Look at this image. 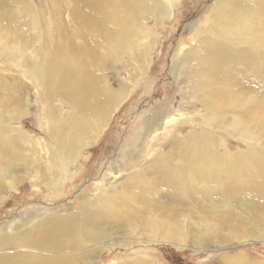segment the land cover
<instances>
[{
    "label": "bare ground",
    "instance_id": "bare-ground-1",
    "mask_svg": "<svg viewBox=\"0 0 264 264\" xmlns=\"http://www.w3.org/2000/svg\"><path fill=\"white\" fill-rule=\"evenodd\" d=\"M6 2L0 0V59L33 69L51 143L44 154L32 153L28 136L10 127L30 114V103L21 94L25 82L6 84L0 75V203L4 193L24 182L50 191L60 190L74 177L70 170L84 151L96 146L130 94L123 86L115 90L104 68L114 65L135 41V22L147 23L166 11L162 0H69L74 30L55 32L61 40L55 41V51L43 64L37 50L28 49L38 24H32L31 37L24 30L17 37L16 20L2 12ZM210 9L215 11L213 22L203 19L210 24L208 30L197 22L191 25L196 45L185 58L193 65L192 98L204 110L200 128L176 137L167 154H156L149 167L121 187L106 184L72 213L32 211L20 222L5 221L0 228V264L92 263L104 252L139 244L134 238L139 229L152 233L147 236L150 244L176 247L180 241L163 232L190 227L197 247L206 242L201 233L215 228L228 230L242 244L264 241V0H215ZM11 36L16 37L13 45ZM78 39L83 44H77ZM37 48H43L40 35ZM234 66L255 85L246 86ZM12 89L21 94L13 101L15 110L3 96ZM57 98L72 104L75 113L69 122L63 118L50 128ZM167 119V109L156 112L143 130L169 132ZM224 137L241 140L248 149L223 155ZM196 205L203 212L196 223H188ZM241 231L245 234L239 236ZM244 255H231L223 264H258ZM126 264L144 263L138 256Z\"/></svg>",
    "mask_w": 264,
    "mask_h": 264
},
{
    "label": "rangeland",
    "instance_id": "rangeland-1",
    "mask_svg": "<svg viewBox=\"0 0 264 264\" xmlns=\"http://www.w3.org/2000/svg\"><path fill=\"white\" fill-rule=\"evenodd\" d=\"M68 1L19 0L13 3V0H7L2 10L5 18L16 20L15 25L19 28L17 37L23 30L31 37L32 24H38L37 37L32 39L28 49L37 50L43 64L55 51V41L61 40V36H55V32L61 28L74 30L71 15L73 4L70 5ZM214 2L215 0H162L163 6L166 7L164 13L152 16L147 23L135 22V41L114 65L104 68L109 81L114 79L115 90H121L123 87L130 89L128 99L118 107L96 146L81 154L78 163L70 170L74 177L60 190L48 191L43 185L35 186L27 181L15 190L4 193L5 198L0 203V228L5 227L7 220L20 222L32 211L48 215L54 212L72 213L85 200L94 199L98 190L106 184L111 189L121 187L137 172L149 167L156 154H167L176 137L185 136L192 129L196 131L200 128L198 123H201L204 110L196 99L192 98V83L189 78L193 65H188L185 58L186 53L196 45L191 38V25L197 22L204 31L208 30V23H212L215 18V11L210 9ZM206 18L209 22L203 24V19ZM39 35L43 40L42 49H36ZM15 40L16 37L11 36L9 44H15ZM76 42L83 44L82 39ZM32 71L33 69H22L0 59L2 80L6 84L25 82L26 87L21 94L22 98L26 96L30 103V114L20 122L11 123L10 127L28 136V141L31 140L28 142L29 151L36 153L38 150V153L44 154V149L51 142L46 133V122L41 115V89L38 90ZM233 72L237 74V67L234 66ZM246 75L237 74L238 77L245 78L243 82L246 86L253 85V79ZM38 84L40 87V81ZM3 92L4 98L10 99L7 101L9 109L15 110L13 101L21 97V94L17 89ZM53 104L56 111H53L49 119L50 128L62 123L63 118L69 122L68 119L71 120L70 116L75 113L73 105L67 101L57 98ZM163 109H167L168 115L169 125L166 128L171 130L145 132L143 123L146 119ZM194 120H198L197 124ZM222 143L223 155H235L248 149L241 140L224 137ZM147 207L153 209L151 206ZM199 209L197 205L193 207L192 214L188 216V223L197 222L198 214L203 212ZM190 231L191 228L188 227L181 229L180 233L177 230L171 233L163 232L167 238L180 241L181 245L176 244V247L168 243L150 244L147 236L152 233L139 229L137 236H134L140 241L139 244L104 252L97 261L88 264H126L131 260L136 261L138 256L144 264H223V259L241 253L258 264H264V241L251 240L242 244L239 243L242 239L237 240L228 230L215 228L204 232L205 234L201 233V239H206V242L197 247L193 243L196 235H192ZM241 234L245 233L241 231L239 236ZM202 247L203 250L197 252Z\"/></svg>",
    "mask_w": 264,
    "mask_h": 264
}]
</instances>
